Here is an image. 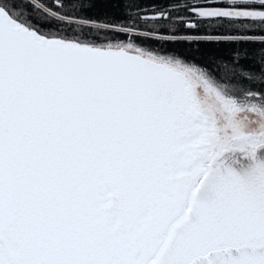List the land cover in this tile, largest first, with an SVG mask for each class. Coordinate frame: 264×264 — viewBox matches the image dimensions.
I'll use <instances>...</instances> for the list:
<instances>
[{"label": "snow or ice", "instance_id": "obj_1", "mask_svg": "<svg viewBox=\"0 0 264 264\" xmlns=\"http://www.w3.org/2000/svg\"><path fill=\"white\" fill-rule=\"evenodd\" d=\"M0 264H264V0H0Z\"/></svg>", "mask_w": 264, "mask_h": 264}, {"label": "trees", "instance_id": "obj_2", "mask_svg": "<svg viewBox=\"0 0 264 264\" xmlns=\"http://www.w3.org/2000/svg\"><path fill=\"white\" fill-rule=\"evenodd\" d=\"M24 3H27L28 0H23ZM130 3H139L141 5V10H148L155 7L171 10L175 7L177 0H126ZM186 0H178L179 5L182 7L185 4ZM32 4H36L37 0H31ZM95 12V10H93ZM138 9H130L127 12H120L117 10L115 13L108 11L107 16L109 19L120 20L126 14L135 15ZM178 14V13H174ZM182 15V13H180ZM149 24L152 22L149 21ZM189 34L194 35H204L205 33L201 31L200 33L189 32ZM155 47H160L159 44H155ZM165 47L170 50H175L182 52L185 55L193 56L201 64H208L213 68L216 65L223 67L228 64V61L233 57L234 52L237 50L241 51L246 55L243 56L242 63L246 65H251L255 60L259 59L260 47L256 44L248 43H236L232 41H200L195 43H181V44H168Z\"/></svg>", "mask_w": 264, "mask_h": 264}]
</instances>
